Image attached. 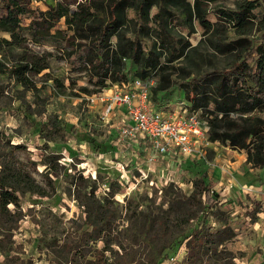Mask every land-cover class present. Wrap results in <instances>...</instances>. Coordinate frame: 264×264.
<instances>
[{
	"label": "trees",
	"instance_id": "trees-1",
	"mask_svg": "<svg viewBox=\"0 0 264 264\" xmlns=\"http://www.w3.org/2000/svg\"><path fill=\"white\" fill-rule=\"evenodd\" d=\"M33 2H40L45 10L32 7ZM203 2L194 0L192 6H178V0H80L71 9L65 0H0V32L10 35V40L1 42L7 47L22 48L25 33L34 39L60 38L68 48L66 62L86 72L88 81L99 87L96 93L108 89L109 84L154 79L156 85L150 89V98L151 92L168 89L170 76L166 71L174 62L183 58L194 65L203 63L199 55L202 45L214 55H229L222 67H212L203 74L196 72L193 77L188 75L187 81L180 79L173 85L185 88L191 109L207 122L211 143L245 152V164L264 170V0H236L234 8L217 7L213 22ZM173 5L179 7L175 10L179 16L176 21L170 8ZM194 22L202 31L199 44L190 47L182 38L176 41V28L184 26L192 35ZM59 24L66 29H59ZM229 29L232 39L226 35ZM49 57V53L28 52L10 68L0 62V74L29 91L35 87L31 77L49 68ZM54 82L63 87L56 79ZM79 90L90 93L85 87ZM50 124L54 127L59 122L52 120ZM25 152L24 146L10 144L0 132V252L6 259L12 250V236L23 218L22 199L27 195L45 196L47 186H52L48 178L45 185L36 179L35 161L24 157ZM204 177L205 174L194 181L192 197H203L218 228L211 230L208 220L200 221L183 237L185 255L178 263L215 264L212 259L216 258L222 264H235L232 256H226V244L236 233L228 211L216 201ZM88 196L95 201L88 216L93 235L84 231L70 238L66 234L62 244L50 251L49 264L135 262L120 243L118 233H113L114 215L109 203L98 202L93 190ZM96 241L102 243L100 248L90 245ZM114 245L117 250L112 249ZM164 258L159 261L162 263Z\"/></svg>",
	"mask_w": 264,
	"mask_h": 264
},
{
	"label": "rangeland",
	"instance_id": "rangeland-1",
	"mask_svg": "<svg viewBox=\"0 0 264 264\" xmlns=\"http://www.w3.org/2000/svg\"><path fill=\"white\" fill-rule=\"evenodd\" d=\"M65 1L69 8L74 9L80 0ZM178 1V6H192L194 0ZM235 2L204 0L202 7L213 22L215 8L231 9ZM178 6H170L175 13L173 21L178 20L175 11ZM32 7L45 10L40 2H33ZM129 15L133 13L129 12ZM58 28L66 29L60 24ZM194 29V33L188 35L184 26H178L175 40L182 38L190 47L197 46L203 38L197 22H194ZM53 34L54 30L51 31ZM226 35L229 39L234 38L230 29ZM25 37L24 47H7L1 40H10V35L0 32V62L10 68L28 52L49 53V68L31 77L35 87L29 91L12 78L0 74V132L10 144L25 147L23 156L35 161L36 179L45 185L48 178L52 186H47L45 196L27 195L22 199L23 218L12 236L8 258L0 252V264H49L50 251L62 244L66 234L73 238L86 231L92 236L88 216L95 201L88 196L91 190L98 202L109 203L114 215L113 233H118L120 243L134 257L135 262L131 264H179L185 255L183 237L192 228L202 220H208L211 230L218 228V222L213 221L203 197H192L193 183L203 174L212 195L217 196L216 201L226 199L223 208L228 211L230 224L237 234L226 244V256H232L235 264H264V196L257 201L253 194L248 196L251 191L246 190V194L236 198L222 186V190L221 187L216 189L206 174L210 166H225L226 162L214 161L216 151L224 157L227 155L233 171L238 168L240 172L235 174L241 185L250 184L244 187L262 185L263 169L243 164L245 152L217 144H214L215 150L209 149L212 145L204 148L203 162L185 164L183 173L170 175L171 171H165L164 165L158 167L155 164V158L148 159L150 162L147 164L135 166L130 158H121L117 154L112 145L114 134L107 132L112 128L100 120L103 104L89 103L86 98L99 91V87L88 81L85 71L77 70L66 62L64 54L68 48L65 40L53 37L34 39L27 33ZM199 51L203 63L194 65L183 61V58L174 62L166 71L170 76L166 84L168 89L163 93L151 92L150 102L167 111L170 108L165 107L168 102L174 99L187 101L185 88L175 87L174 82L180 79L185 82L188 75L193 77L196 72L203 74L211 71L212 67H222L229 58V55H214L204 45ZM54 79L63 87H57ZM81 87L90 93L81 92ZM107 88L112 90L110 84ZM107 90L106 93H110ZM78 94L79 97L75 96ZM52 120H57L59 125L53 127L50 124ZM90 245L100 248L102 243L96 241ZM112 249L117 250V246H112ZM162 256L165 258L161 263L159 259ZM212 261L223 263L216 258Z\"/></svg>",
	"mask_w": 264,
	"mask_h": 264
},
{
	"label": "built area",
	"instance_id": "built-area-1",
	"mask_svg": "<svg viewBox=\"0 0 264 264\" xmlns=\"http://www.w3.org/2000/svg\"><path fill=\"white\" fill-rule=\"evenodd\" d=\"M155 85L154 79H134L113 85L110 93L103 89L86 98L89 103L103 104L104 118L116 107L125 109L129 124L119 128L124 141L134 140L141 135L158 154L164 155L169 150H175L183 156L204 160V148L219 145L209 141L207 122L191 109L187 101L181 99L168 102L165 107L170 108L167 111L158 107L155 109V104L150 102V89ZM245 190L251 188L245 187Z\"/></svg>",
	"mask_w": 264,
	"mask_h": 264
},
{
	"label": "crops",
	"instance_id": "crops-1",
	"mask_svg": "<svg viewBox=\"0 0 264 264\" xmlns=\"http://www.w3.org/2000/svg\"><path fill=\"white\" fill-rule=\"evenodd\" d=\"M110 89V88H109ZM107 90V89H106ZM108 92H111V90H107ZM157 106L155 105V109ZM101 116L100 120L102 124H107L109 125L112 130L107 131L108 134H114V139H112V145L115 147V150L117 154L121 158H130L132 162H134L135 166H141L144 163L147 164L148 159L155 158L154 160L156 161V165L158 167H161L164 165L165 171H168L172 174L176 173H183L182 171H185V164H197L200 162H203L201 159H192L187 156H183L179 154L175 150H169L167 153L164 155L158 154L152 147L151 144L141 135H138V137L134 140H127L124 141L121 139L120 134H119V128L122 127L123 125L129 124V121L126 117L125 109L123 107H116L108 116L104 118L103 116V108H101ZM159 109V108H158ZM216 145H212L209 147L211 150L212 148L215 150L217 149L214 147ZM229 149V148H227ZM214 161L217 163H224L225 166H220V165H214L213 167L210 166L207 175L211 177L212 181L214 182L215 188L219 187H224V191L232 193L234 197H240L244 193L245 187L244 186H249L248 184L245 185L243 183L239 182V178L236 176V172H240L237 168L233 171V168H231V162L228 160L227 155L224 157L222 153L219 151H216L214 155ZM243 164H245V160L243 159L242 161ZM240 163V164H242ZM244 168L243 171H245L246 165L243 166ZM252 170V169H250ZM243 172V176H244ZM264 179V175H263ZM225 183V184H224ZM222 187L220 190H222ZM251 192H248V196L253 194L255 196L257 201H261V196L263 198L264 196V183L262 185H253ZM253 192V193H252ZM229 193V194H230ZM260 197V198H259ZM226 199L223 201L219 202L220 205L225 207ZM255 204V203H254ZM236 233V232H235ZM237 236V234H236ZM234 237V239L236 238Z\"/></svg>",
	"mask_w": 264,
	"mask_h": 264
}]
</instances>
